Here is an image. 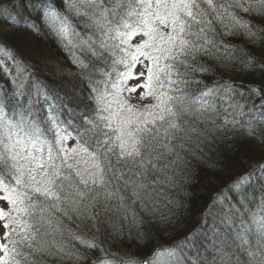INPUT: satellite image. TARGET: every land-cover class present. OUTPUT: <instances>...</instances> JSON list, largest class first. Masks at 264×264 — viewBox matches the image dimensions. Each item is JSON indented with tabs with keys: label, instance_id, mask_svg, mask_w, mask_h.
Listing matches in <instances>:
<instances>
[{
	"label": "snow or ice",
	"instance_id": "snow-or-ice-1",
	"mask_svg": "<svg viewBox=\"0 0 264 264\" xmlns=\"http://www.w3.org/2000/svg\"><path fill=\"white\" fill-rule=\"evenodd\" d=\"M261 25L264 0L0 2V72L15 73L14 98L28 95L27 105L0 98V264H209L198 250L186 251L194 233L158 243L182 226L175 213L159 210L162 187H178L190 158L202 159L217 133L233 130L254 141L262 159L229 190L243 194L253 179L264 183V79H223L264 77L257 55L226 40L243 37L264 51ZM31 36L56 39L87 90L85 110L68 108L64 119L62 98L33 71L34 61L50 64L45 49L33 45L26 62L8 42ZM198 76L216 78L207 84ZM239 205L221 191L204 213L215 211L225 226L238 216L251 221L231 245H213L211 264H233L225 251L232 246L244 248L247 264H264V201L258 212H248L244 199ZM102 231L113 243L134 238L141 254L110 251Z\"/></svg>",
	"mask_w": 264,
	"mask_h": 264
},
{
	"label": "trees",
	"instance_id": "trees-1",
	"mask_svg": "<svg viewBox=\"0 0 264 264\" xmlns=\"http://www.w3.org/2000/svg\"><path fill=\"white\" fill-rule=\"evenodd\" d=\"M0 2L10 3L11 0H0ZM49 3H52L54 7L61 6V0H49ZM6 31L10 37L18 35L15 29H6ZM226 40L238 48L253 52L264 62V51H262L261 47L253 48L243 37H228ZM8 42L18 49L26 62L30 59L28 52L33 45H39L45 49L50 64L34 61L36 67L33 71L36 74V79L42 81L51 94L62 98L59 103L62 105L64 119L67 120L69 118L68 108L76 112L86 109L88 103L86 99L87 90L81 86L79 77L71 74L75 72V68L68 61L66 54L61 50L54 37L31 36L27 41L9 39ZM208 63L211 65L212 62L209 61ZM58 66L63 68L64 71H57ZM217 75L219 76L220 73H217ZM14 77V72L7 75L0 72V98L10 104H15L19 100L22 104L27 105L28 95L14 98V93L16 92V88L12 83ZM197 78H202L205 83L211 84L216 77L198 76ZM223 79L234 84H258L264 77L259 72L252 74L234 72L224 75ZM194 87L203 88L204 84L194 85ZM25 91L28 94L34 91L31 82H29ZM33 99L35 100L36 97H33ZM40 99V106L46 107L43 98L41 97ZM236 99H239V97H236ZM217 103L219 104L220 102L217 101ZM240 103H244V101L240 100ZM64 105L67 107H63ZM225 106L227 105L225 104ZM248 108L249 104H245L244 111L246 115L240 119L246 121L251 118L248 114ZM231 118L230 116L229 119ZM254 147H256L255 142L247 140L242 135V131L233 130L226 134L217 133L215 142L205 147V155L202 159L190 158V166L183 174V179H178L179 186L162 187V195L159 201L162 206L159 210L165 213H175L182 226L179 229L170 230V235L160 236L158 243L171 244L182 240L189 233H194L192 241L194 246H189L186 251L189 256H195L198 250L209 264H211L213 257L217 256V251L213 247L214 244L218 248L221 241L227 239L231 245L237 233L251 224L249 216H238L232 225L225 226L216 219L215 211L207 217L204 216V213L208 209V205L212 203L213 197L221 191H223L229 202L236 204L238 207L240 206L239 201L244 199L248 212L259 211L262 201H264L263 183H258L253 179L251 183L243 186V194L235 190H229V185L234 179L249 170L253 163H258L262 159L259 152L251 150ZM214 161L218 163L210 167L209 165ZM220 161L223 163H219ZM168 200L173 203L163 207ZM177 202L182 206H177ZM100 235L104 239L105 247L112 252H117L120 255L125 253L132 255L141 254L140 245L137 244L134 238L129 239L125 235L123 243L120 244L113 243L112 237L104 231ZM134 236L135 234H133ZM250 241L254 244V237H250ZM237 243L239 242L237 241ZM151 246H155V244ZM225 251L232 255L233 264H235L237 258L240 264H247L248 256L244 248L232 246L226 247Z\"/></svg>",
	"mask_w": 264,
	"mask_h": 264
},
{
	"label": "rangeland",
	"instance_id": "rangeland-1",
	"mask_svg": "<svg viewBox=\"0 0 264 264\" xmlns=\"http://www.w3.org/2000/svg\"><path fill=\"white\" fill-rule=\"evenodd\" d=\"M73 142V141H72ZM72 142H70V143H72ZM263 187H264V183H263ZM0 231H2V229H0Z\"/></svg>",
	"mask_w": 264,
	"mask_h": 264
}]
</instances>
